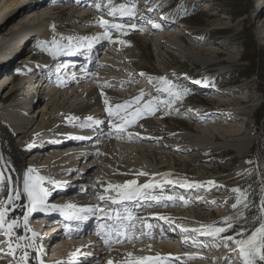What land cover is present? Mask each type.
<instances>
[{"label": "rangeland", "instance_id": "rangeland-1", "mask_svg": "<svg viewBox=\"0 0 264 264\" xmlns=\"http://www.w3.org/2000/svg\"><path fill=\"white\" fill-rule=\"evenodd\" d=\"M41 1H47V3L35 12L49 10L51 14L46 16L48 18L46 23L52 32L60 35L71 34L87 37L88 35H94L96 32L102 33L103 29L98 24L101 17L113 23H123L126 26L136 25V30L129 29L127 34L117 33L114 29L110 30L114 40L122 39L126 44L137 50V54H131L125 50L120 58L124 68L122 74L119 73L121 74L119 77L126 78L123 83L120 81L126 87V93L128 94L126 100L139 95L141 91L145 93V100L152 98H156L160 102L169 100L170 97L163 91L166 85L161 83L157 79L158 77H165L166 80L171 81L181 90L187 89L189 92L182 99L175 100L171 108L164 103H158V110L154 115L139 120L136 125L130 128L136 126L133 129L141 132L139 136L149 141L147 144H136L137 146L163 147L164 152L156 150L151 153L157 161L158 167L165 169L168 165H161L162 160L158 156L159 152L166 153L164 158L169 162L171 160L167 154L174 152L175 170L180 177L186 178L189 182H206L211 179L219 187L206 185L204 188H191L182 191V194L181 191L177 192L179 190L177 189L178 185L175 187L169 185L168 190H164V187L162 190H152L154 195L175 197L173 200H162L160 203L149 202L150 206L155 207V210L167 213L168 217V220H165L164 223L154 220L151 224L152 229H155V225L156 227L161 225L166 227L167 233L179 237L178 232H181V227L189 221L196 225L194 227L200 226L199 222L192 215L190 216L192 211L195 218L203 220L202 223L200 222L201 224L206 225L216 222L217 226H224L219 223L224 217H236L240 212H243L239 219H233V228L222 235H234L235 230L241 227L246 229L245 226L248 224L247 211H245L243 202L237 209H232L231 205L236 202V198L240 196V193L233 192L231 189L237 187L241 189V192L246 194L248 207L251 208L248 212L250 214L253 212L257 217L260 215L259 208L261 201L264 200V82H261L264 79V66H262L264 61V0H99L106 4L100 11H94L92 1L96 0L73 1L72 5L75 3V6L80 3V6L73 10L70 9L73 7L61 8L57 4L58 0ZM2 2L3 0H0V7ZM120 3H128L130 6L134 4L136 16L134 18H120L117 15L114 18L108 16V13L106 15V12H109L107 10H110L107 4L115 6ZM28 9L29 7H25L13 19L11 18L9 25H0V53L11 54L13 52L10 57L12 60H7V63L4 64L5 66L10 63L5 71L9 75L15 76L14 84L9 86L6 91L0 92V97H6V100L0 103V170L3 168L1 165L3 161L12 167L15 165V152L24 156L26 161L35 159L40 151L47 148L46 145L49 141L54 139L52 137H55L54 132H51L47 143L43 146H37L34 152L28 144L25 145L24 150L17 151L12 145L18 143L21 139L16 137V132L4 123L6 118L18 112L24 117L36 119V109L41 105L38 102L47 98L46 92L43 95L41 94L44 88L42 86L37 90L40 94L38 96L37 92L35 94V102L32 101L31 92L34 91L35 87L31 88V83H39V81L38 78H35L29 82L31 75L35 77L36 74H33L32 70L29 72L25 68V64H21L19 61L23 60L22 56H25L27 52L33 62L39 63L51 59L50 49L53 46L52 43L35 35L31 36L33 40L29 42L30 36L28 35L26 41H18L10 51L5 47V43L11 37L10 33L17 29L18 24L29 22L27 17H30L31 12H26ZM158 15L162 17V21L158 23L160 28L148 30L146 26L144 27V24L147 23L149 24L147 26L153 25L149 21H152V18ZM82 16L83 19H81ZM153 20H156V18H153ZM175 27L176 30L173 31L172 29ZM251 40L259 49V54L255 59V67L252 69L245 61V59H248L249 53L247 54L248 51L243 46V43L248 44ZM24 42L28 43L26 47ZM170 43L181 45L185 53L176 50L173 44ZM108 45V41L102 40L99 47L96 46V49H99L98 53L102 52V55L107 56L108 50L106 48L109 47ZM112 48L110 49V51L112 50L111 53L117 50ZM21 49H26V51L22 52ZM15 50L18 51L14 53ZM194 53L200 58L192 57ZM129 56L131 61L128 58ZM102 57L100 56V58ZM244 71L253 72L249 78H238V73ZM140 73L145 75L140 76ZM69 76L70 74L66 70V72L55 76V78L56 81H63ZM149 78H151V81ZM195 81H201V83L197 84ZM189 82H192V86L183 85ZM239 108L247 109L250 113L243 118V111ZM196 113H199V115ZM192 115L197 120H193ZM145 122L151 124L148 127H139ZM5 129L9 132V135ZM62 129H65V132L63 131V136L60 137H65V134L69 133L70 130L65 127H62ZM182 133H196L206 136L213 134L211 140L222 144L225 143L226 139H232L234 142L231 141L235 143L240 140L239 138H243L249 145L247 154L243 158H239L236 151L227 146L220 147L215 151H204L200 148H198L199 150L197 148L195 150L189 149L188 143L182 139H176L177 142L173 139V142L171 141L170 137ZM167 140L171 143H168ZM172 143L178 144L175 147ZM51 147L53 146L51 145ZM170 155L172 156V154ZM177 159L180 160L177 161ZM182 162H185V164ZM253 175L255 177H252ZM3 177L4 180L0 181V199H3V191L6 186V178ZM250 178H255L258 184L255 193L256 199L253 201L249 196V187L245 185L246 181L251 180ZM75 182L77 181L71 182L68 192H64L68 196L76 190ZM55 195L57 197V193ZM179 197H184V200H180ZM206 197L210 202H204ZM55 199L53 198L52 202H56ZM241 200L245 201V197L241 196ZM213 201L214 203H212ZM174 202L181 205L182 208L177 209V207L171 206ZM135 209H138L139 212L138 207ZM141 211L143 213L144 210L140 208ZM179 213L186 214V217L178 216ZM90 221H88L89 227ZM35 222L36 220L32 219L29 221L28 227L31 230L35 229L34 226L32 228V224ZM164 231L162 229L161 232L164 233ZM138 232L140 233L132 235V237L142 235L141 230ZM57 233L58 231L51 232L56 239L59 237L55 236L59 235ZM29 234L31 235V232ZM173 236L171 237V243L178 246L180 242ZM188 237L195 238L196 242L200 243L197 244L198 249H194V251L185 249L189 250L193 258L189 259L188 256L180 255V259L170 260L172 264H212L210 259L207 260L210 257L214 260L213 264H225L226 257H231L228 264H241L239 257L233 255V248L231 246L225 247L219 238H203L198 234L196 236V233L190 234ZM2 239L4 238L0 237V240ZM205 241H208V244ZM93 243L96 244V241ZM212 247H214L213 251L210 250ZM85 250L88 251V248ZM48 252L50 250L46 251L47 254L43 257L51 261V255ZM203 253L212 254V256H203ZM9 259V257H6L3 261L9 262Z\"/></svg>", "mask_w": 264, "mask_h": 264}, {"label": "bare ground", "instance_id": "bare-ground-1", "mask_svg": "<svg viewBox=\"0 0 264 264\" xmlns=\"http://www.w3.org/2000/svg\"><path fill=\"white\" fill-rule=\"evenodd\" d=\"M73 1L76 2V0H58L57 4H59L61 8L73 7L70 8L71 10H73L74 8L80 6V3L76 6L75 3H73L72 5ZM46 3L47 1L42 2L41 0H3L2 6L0 7L1 26H4L6 24L9 25L13 17L16 16L25 7H29L28 11L26 10V12H31L30 17H27L29 18V22L26 24H18L17 29L10 33L11 37L9 38V41L5 43V47H7L9 51L12 47L16 46L18 41H26L28 35L30 36L29 42L33 40L31 39V36L34 35L40 37L41 39H46V41L49 43H52L53 39L55 38L60 48V50L58 51L52 46L50 49L52 57L51 59H46V61L44 62H33L30 55H28V52L25 54V56H22L23 60L19 61V63L25 64L24 66L25 68H27V70H29V72L30 70H32L33 74H36L35 77L32 75L31 77L29 76V82H31L32 79L35 78H38L37 80L39 81V83L34 82L31 83L32 86L30 85L31 88L35 87L34 91L31 92L32 101L35 102V94L38 89L42 88V86H44V88L42 89L41 94L43 95L44 92H46L47 98L43 101L38 102V104L41 105L36 109V119L33 120L28 117H24L22 116V114H20V112L14 113L13 115L5 119L4 123L6 124V126L14 130L16 132V137H19L21 139L18 143H13L12 146L17 151H22L25 149V145L28 144V146L31 145L32 152H34L36 151L37 146H43L45 143H47V139H49L51 132H54L53 135L55 136V138L53 139L54 141L52 140L53 145L51 144L52 141H49L46 146L50 144V147L48 146L43 151H40V154L35 159L26 161L24 156L15 152L14 157L16 163L13 167L7 165L5 161L1 162L3 168L2 170H0V173H2L6 178V186L3 191V199L8 198L7 190L9 188L14 190L12 193L13 199L9 201V204L11 205V208L14 209L15 217H22L23 212L26 210L23 207V205L27 204L26 194L23 193V176L29 168H35L41 175L45 176L46 179H48L50 175L58 173H60V175H65L66 177V174L69 173H67V171L70 170L71 174H68L66 179L69 180L70 183L77 181L74 183L76 184V190L72 194H69V196L64 193L65 191H58L59 193L55 192L56 188L49 191V193H54L52 198L66 195L63 199H61L59 203H57V205L59 206L68 203H74L77 205V207H87L90 205H94L97 203L98 193L102 192V185L106 186L107 183H123L126 180L136 178L134 176V173L136 171L143 170L149 173L167 172L172 174L171 177H169L171 179L182 178L177 174L175 170V159L173 158V154H175L174 152L170 153L172 154V156L170 154H167L170 157V162L164 158L166 156V153L163 154L162 152H159L158 156L162 160L161 165L168 164L166 165L165 169H162L161 167H158V163L151 153H153L152 151L156 150L164 152V150H162L163 147H152L151 145H144L143 147L137 146L136 144H147L149 141L141 136L136 135L137 133H141L140 131L133 129L136 126L132 129L129 127L126 131L121 132L118 135L115 132L111 131L109 128V118L104 111V97L101 95V88L105 84L110 85V87L103 88V91L107 94L110 104L123 103L124 101H127L126 99L128 97V94L126 93V87H124V85L122 84L126 80V78L123 79L119 77V75L122 74V70L124 68V64L120 62V58L122 57L123 51L125 50L129 51V53L131 54H137V50H135L133 46L126 43H109V47L106 48L108 50V54L107 56H105V54L102 55V52V54H99V49H96V46L99 47L102 40L98 43L94 40V37H98L102 34L101 32H96L94 33V35H88L87 37L71 34L60 35L52 32L49 29L48 24L46 23V20L48 19L46 16L51 14L50 11L48 10L45 12H35L37 10H40ZM92 5L95 8L94 11H100L104 8V4H102V2L99 0L92 1ZM97 5L100 6L99 9H97ZM107 13L109 12H106V15ZM81 19H83V16L81 17ZM172 30L175 31L176 27ZM68 37L72 38L71 47H69L68 44ZM26 44L28 43L24 42L25 47ZM89 44H91V47H89ZM170 44H173L176 50L183 51L181 45H175L174 43ZM111 47H113L115 50L117 49L115 51L117 53H111ZM17 51L18 50H15L14 53ZM25 51L26 49L22 50V52ZM12 54L13 52H11V54H4L3 52L0 53V92L6 91L9 86L14 84L15 76L9 75L5 71L10 63L4 66V64L7 63V60H12L10 59ZM100 56L103 57L100 58ZM192 57L196 59L200 58L196 53H194ZM128 58L131 61V57L129 56ZM59 64L63 68L67 69V72H69L70 76L63 80L61 83L59 81H56V78L52 76L51 84L49 85L48 80L52 75V72H50V70L52 71V69H49V67H55L59 70L60 68H62L59 66ZM58 66L59 68H57ZM45 77H47L48 80H44ZM120 81H122V83H120ZM34 84L37 85L34 86ZM39 94L40 92H37V96ZM5 100L6 97H0V103L4 102ZM239 109H242L243 111H241L243 118L246 117L245 115L250 113L247 109ZM89 115L101 121H105V123H102L99 126H93L91 128L82 127V125L85 123V118ZM192 117L194 116L192 115L191 118ZM192 119L197 120L196 117ZM149 124L151 123L145 122L142 125L148 127ZM62 127L69 128L70 130L69 133L65 134V137H60L63 136V131L65 132V129H62ZM5 131L7 130L5 129ZM94 132L96 133L94 139L91 140L90 138V142H87V146L85 147H83L81 143L78 144L75 141L74 137H71V135H81L82 133L93 134ZM129 133L132 134L131 138L129 137ZM7 134L9 135L8 131ZM212 135L213 134H208L206 136L196 133H182L173 135V137L170 138L171 141L173 139L175 142H177L176 139H182L186 141L188 143L187 145L189 146V149L195 150V148H197V150H199L198 148H200L204 151H215L220 147L227 146L235 150L239 158H243L247 154L246 152L249 145L245 142V139L239 138L240 140H237V142L235 143H233L234 141L232 139H226L225 143L222 144L212 141ZM168 143L171 142L168 141ZM55 144H57V146L54 147ZM177 144L172 143V145L175 147L177 146ZM51 145L53 147H51ZM179 160L180 159H177V161ZM182 163L185 164V162ZM149 179L150 177L144 176L138 178L140 183H144ZM45 186H47L45 187L46 189L49 188L48 185ZM167 188H170L169 185L164 186V190H168ZM177 189H179L177 190V192L179 193L181 191V194L182 191L190 190L180 187H178ZM16 191H19L21 193L20 200H15ZM55 193H57V197ZM204 202L208 203L210 201L206 197L204 198ZM48 204H51V202L48 201ZM171 206H175V208L177 207V209L182 208V206L176 204V202L172 203ZM138 208L139 212L138 209H135V212L141 217L145 214L147 216L159 214L160 216L167 217V213H162L159 210H155V207L146 208V206L144 205L143 207ZM140 208L141 210H144L143 213L142 211L140 212ZM43 212L47 213L49 216L54 217L55 215L54 210L51 209L50 206L45 208ZM192 212L190 216L192 215L193 218L197 220V222H199V224L201 225L203 220L200 218H195ZM9 214L12 215V212L10 211ZM177 215L186 217V214L182 213H179ZM81 216L83 217L82 219H69V221L66 222L68 227H71V231L78 232L76 230H83L85 231L84 235L74 236L72 239L69 238L70 236L66 239H56V237L51 234V232L54 233L56 232V230H52L51 232H45L46 234H42L41 237L36 236V242L38 240L40 242H44V244L48 242L45 245L48 246L47 249H44L46 251L50 250V252L48 253H50L49 255H51L52 260H46L43 256L40 255V259L44 261V264H55V262L58 260L62 261V264H70L71 261H75L76 264H107V261L109 259H121L123 255L129 251L134 252V254L138 256L155 255L156 253H160L162 256H166L170 253L172 257H176L178 255V257H181L180 255L186 256V253L192 255L191 253H189V250L191 249L189 248V250H185L188 248H184V246L198 249L197 244H200L196 242V246L195 244H188L187 246L183 244L181 247L177 245L174 246V244L171 243V237L173 235L167 233L166 227L160 225V227L165 231L164 233L158 232L153 239L143 236L142 234L141 236H134L132 242H128L127 240H125L123 244L119 245L116 244L114 240H111L110 249L109 246L104 243V240L96 235L94 231H92V228L90 229V227L88 226V221H92V219L97 218V216L93 217L90 213H81ZM41 217L42 215L40 214L35 216V218L32 220H43L44 224H52L53 221H51L49 218L42 219ZM149 225L151 226V224ZM194 226L196 225L189 221L183 227L193 228ZM37 227L38 229H40L41 226L37 225L35 229ZM45 229L50 230V228ZM15 231L18 235L30 236V232H24L22 220L21 228L16 229ZM37 232L39 231L37 230ZM190 234L194 233H185L181 231L178 232L179 237H173L180 242L179 244H181L184 243L182 242V240L187 239ZM136 237H140V239H136ZM193 240L196 241L195 238ZM88 241L90 242L89 247H87ZM95 241L96 244L93 243ZM205 242L208 244V241ZM149 245L151 246L150 250ZM77 248L81 249V253H91L94 256L89 255L85 259V256L77 254L76 257H72L70 254ZM86 248H88V251H84V249ZM213 249L214 247L210 248L211 251H213ZM28 251L31 258L29 264H38V261L36 260V253L31 249H29ZM202 255H208V257L212 256V254L209 255L204 253ZM170 260L174 259L167 260L165 264H172ZM0 264H9V262L0 260Z\"/></svg>", "mask_w": 264, "mask_h": 264}, {"label": "snow or ice", "instance_id": "snow-or-ice-1", "mask_svg": "<svg viewBox=\"0 0 264 264\" xmlns=\"http://www.w3.org/2000/svg\"><path fill=\"white\" fill-rule=\"evenodd\" d=\"M99 7L100 6L97 5V9H99ZM107 7L110 9L108 13L110 17L115 18L118 15L120 18H134L136 16L134 4L131 6L128 3H120L115 6L109 4ZM149 23H152V21H149ZM98 24L103 29V32L100 36L94 37L97 43L101 40H105L109 43L125 44L126 42L122 39L114 40L110 30L114 29L117 33L123 34H127L129 29L136 30L135 24L126 26L123 23L110 22L103 17L98 20ZM54 27L53 25V28ZM153 27L158 29L160 25L153 23ZM67 39L69 47H71L72 38L68 37ZM52 45L58 51L60 50L55 38L52 41ZM89 47H91V44H89ZM139 75L144 76L145 74L140 73ZM157 79L166 85L163 91L168 94L170 97L169 100L163 102L158 101L156 98L145 100V93L141 91L139 95L123 103L110 104L107 94L103 91V88L110 87V85L105 84L102 86L101 95L104 97V111L109 118L108 123L111 131L118 135L126 131L129 127L136 125L139 120L154 115L158 110V103H164L171 108L175 100H180L189 94L187 89L181 90L177 85L166 80L165 77H158ZM149 80L151 81V78H149ZM195 83L199 84L201 81H195ZM102 123H105V121H101L89 115L85 118V123L82 127L91 128L93 126H99ZM139 127L142 128L143 125H139ZM131 135L132 134L129 133L130 138ZM136 135L139 136L140 134L137 133ZM29 147H31V145H29ZM171 175V173L167 172L149 173L143 170L136 171L134 173L136 178L126 180L123 183H107L106 186L102 185V192L98 193L97 203L94 205L77 207L74 203H68L62 206L51 205V207L53 209L60 208L62 211L68 210L70 214L66 215V219H82L81 213H90L93 216H97L99 219L111 221V223L107 224L102 223L100 225V231L97 232V235L103 239L104 243L111 249V240H114L118 245L123 244L125 240L132 242L131 233L136 231L135 222L137 220L141 221L145 228L150 227L146 222L148 218L136 216V207H143L145 204H149L150 206L149 202L152 201L160 203L162 200L175 199L173 196L154 195L152 190H162L164 185H171L174 187L178 185L180 188L184 189L204 188L206 185L209 187H219V185H216L215 181L211 179L206 182H189L186 178L171 179L169 178ZM141 176L150 177V179L144 183H140L138 178ZM3 180V174L0 173V181ZM45 181L46 177L41 175L35 168H29L27 172L24 173L23 193L26 194L28 204L23 205L26 210L20 218L15 217L14 209H12L9 204V201L13 199V189L9 188L7 190V199H0V237L4 238L0 240V260L9 257V264H29L31 258L28 250L31 249L36 253L38 264H44V261L40 259V253L43 251L42 246H38L35 243L37 233L32 232L28 224L33 213L43 211L45 208L49 207V190L43 186ZM48 183L54 184L55 181L48 180ZM231 191L240 193V196L236 198V202L231 205L232 209H237L242 202L246 209L248 207L246 203V194L241 192V189L238 187L231 189ZM241 196L245 197V201L241 200ZM20 198L21 193L16 191L15 200H20ZM179 199L184 200V197H179ZM185 203L187 202L185 201ZM212 203H214V201ZM129 205L132 206L130 207ZM112 206H118V208L114 209ZM119 209H122V211ZM10 211L12 215L9 214ZM259 213L260 215L258 217L253 218V228L251 230L241 227L235 230L234 235L222 234L233 228V219H239L240 216L243 215V212H240L236 217H224L219 222L224 226H217V223L213 222L206 225L201 224L199 227L193 228L181 227V231L185 233L192 232L199 236L211 237L213 239L219 238L225 247L231 246L233 248V255L239 257L241 264H264V200L261 201ZM153 216L168 220V217L160 216L159 214H153ZM21 220L23 222L24 232H31L30 236L18 235L15 231L21 228ZM129 230H131V233ZM146 235L147 233H145V236ZM136 239H140V237H136ZM193 242L196 243V241ZM150 248L151 246L149 245V250ZM77 254L83 255L85 258L91 255V253H81L80 248H77L70 255L76 257ZM185 255L188 256L189 259L193 258L187 253ZM169 259L178 260L180 258L178 256L172 257L170 253L166 256H162L160 253L138 256L135 255L134 252L129 251L125 253L121 259H109L107 264H165ZM229 260H231V257H226L225 264H228ZM55 264H62V261L58 260ZM70 264H76V262L71 261Z\"/></svg>", "mask_w": 264, "mask_h": 264}, {"label": "trees", "instance_id": "trees-1", "mask_svg": "<svg viewBox=\"0 0 264 264\" xmlns=\"http://www.w3.org/2000/svg\"><path fill=\"white\" fill-rule=\"evenodd\" d=\"M243 46H244V49L248 51L247 54L249 53V56L247 57L248 59H245V61L247 62L248 66H250L252 69L255 67V64H256L255 59L259 54V49H257V47L255 46V44L252 40L248 44L246 42L243 43ZM262 66H264V61H263ZM252 72L248 73V72L244 71V72L238 73L237 77L238 78H249V76ZM261 82H264V79H262ZM252 177H255V175H253ZM245 185L247 187H249L248 191H249L250 198H252L251 201L255 200L256 199L255 193L258 189V184H257L255 178L254 179L252 178L250 181H246ZM251 207H252V204H251ZM250 209H251L250 206L245 209V211H247L246 215L248 217V219H247L248 224H247V226H245L247 230H251L253 228V218L257 217V215L254 214L253 212H252V214H250V212H248V211H250Z\"/></svg>", "mask_w": 264, "mask_h": 264}]
</instances>
